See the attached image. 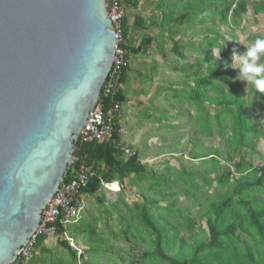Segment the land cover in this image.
I'll list each match as a JSON object with an SVG mask.
<instances>
[{
	"label": "trees",
	"instance_id": "obj_1",
	"mask_svg": "<svg viewBox=\"0 0 264 264\" xmlns=\"http://www.w3.org/2000/svg\"><path fill=\"white\" fill-rule=\"evenodd\" d=\"M155 3V10L160 12L161 18H153L150 23L157 26L161 35H168L173 41L172 49L178 57L174 60L175 63H179L186 56L182 51L180 38L177 39L176 36L185 35L187 30L206 24L203 30H196L203 34V38L202 41L199 40L200 43L194 47V50L200 52L202 57L188 66V69H196L192 72L178 68L179 72L186 74L179 83H183V87L186 88L182 90L186 92H198L189 96L188 99L193 100L197 106L196 120L201 125L200 130L211 134L210 121H217L218 132L226 138L228 145L225 150L208 147L201 154L191 149L192 159H201L199 168L193 162L191 170L183 166L178 171V178L187 186L186 193L189 194L188 196H193V199L201 206L200 215L206 218L207 228L200 231V237H195L192 241H187L184 237L178 238L179 232L175 225L172 226L175 231L173 235H170L171 227H168L170 225L168 220L164 218L161 221L160 216L150 214L148 209L151 207L148 208L146 204H143L140 216L149 233L153 235L150 241L153 249L145 252L144 256L147 259H154L153 264L161 262L165 264H264V196L258 195L260 192L264 193V165L255 166L252 161L245 160V152L242 149L243 146H247L251 151L254 150L253 140L256 136L258 139V131L250 120L247 111V104L250 101L247 102L241 85L232 84L227 80V70L223 66V61L215 62L216 57L213 54V49L222 47L219 42L223 39L220 25L228 26V28L238 26L242 15L247 13L249 4H252L255 13H264V0H157ZM138 6L139 0H127L125 6L124 37L128 41V48L134 54L143 52L153 41L152 37L146 36L139 46L133 45L132 34L135 30L147 29L145 19L141 15L136 14L134 22L130 24L127 9ZM230 15L233 17L232 24L229 22ZM216 18L219 19V25L215 24ZM184 23L186 28L183 27ZM257 38L263 37L254 36L255 40ZM160 51H163V48H160ZM130 65H125L121 69L120 86L115 94L107 99L108 104L115 100L120 101L122 105L126 102L125 84L129 81ZM204 65H206L205 71L202 72ZM191 81L195 82V87H190L188 90L187 87L190 86ZM182 90L180 89L181 92ZM209 92L215 95L211 96ZM205 100L213 106L215 113H211L207 108ZM227 120H231V133H227ZM115 139L120 140L117 137ZM195 142L198 143L196 140ZM81 153L92 171L89 185L82 190L83 196L98 197L99 192H102L100 188L103 182H117L120 192L128 183H133L135 178L152 181L151 187L157 188L155 192L158 190L164 192L166 185L170 182L168 176H158L148 169L137 150L134 155L128 157L116 148L112 140L87 143L82 146ZM222 160L226 163L222 164ZM208 164H212L211 171L218 167L223 169V172L215 177L219 189L206 200L203 199L202 194L193 189L200 190L202 187L198 183L199 179L203 181V187L209 188L213 185V180L208 175ZM200 165L205 166V169H201ZM72 177L73 171L69 170L65 181L71 180ZM145 199L156 210L180 212L175 198L170 205L166 206H160L158 199L149 197ZM98 200L103 203L105 198L102 195ZM122 202L126 203L124 200ZM125 205L131 210L127 203ZM188 221V225H185L186 229L192 232L193 220L190 218ZM59 227L60 245L71 256L70 264H77L78 258L84 256L82 254L78 256L77 250L67 239L62 238L64 226L59 224ZM95 234L96 231L93 228L89 235L92 238ZM46 239L45 236H39L36 247L45 249ZM176 239L180 240L178 247L174 245ZM172 249L175 250L173 255L170 254ZM92 251L99 250L92 248ZM78 264L91 263L83 260Z\"/></svg>",
	"mask_w": 264,
	"mask_h": 264
},
{
	"label": "water",
	"instance_id": "obj_2",
	"mask_svg": "<svg viewBox=\"0 0 264 264\" xmlns=\"http://www.w3.org/2000/svg\"><path fill=\"white\" fill-rule=\"evenodd\" d=\"M114 47L104 0H0V264L68 173Z\"/></svg>",
	"mask_w": 264,
	"mask_h": 264
},
{
	"label": "rangeland",
	"instance_id": "obj_3",
	"mask_svg": "<svg viewBox=\"0 0 264 264\" xmlns=\"http://www.w3.org/2000/svg\"><path fill=\"white\" fill-rule=\"evenodd\" d=\"M155 6V2L152 4L151 0H144L142 3L139 1L137 8L127 9L130 24L134 22L137 14L143 16L147 25V29L138 28L132 34L133 45L139 46L146 36L152 37L153 41L143 52L133 53L131 63L138 58L141 59L136 66L141 75L138 73L135 75V83L130 84V88H128V84H125V93H130L128 97L138 101L137 92H148L152 100L141 106L131 104L130 100H127L122 105V120L127 130L125 142L127 141L128 145H130L128 141L134 142L133 147L137 152L139 151L140 158L147 160L145 162L147 168L158 176H168L170 182L165 184L167 187L164 192L160 190L155 192L157 188L151 187L152 181L135 178L134 182L128 183L121 192L119 191V184L114 182L112 189L99 192L98 197L84 196V208L74 218L68 229L69 234L75 239L76 247L81 249V254L84 256L78 258L77 264L83 260H87L91 264H153L154 259H147L144 256L145 252L153 249L150 244L153 235L149 233L140 216L143 204H146L148 208L151 207L148 209L150 214L160 216L161 221L164 218L168 220L170 224L168 227H171L170 235H173L175 230L172 229V226L175 225L179 232L178 238L184 237L187 241H192L195 237H200V231L207 228L206 218H202L200 215L201 206L197 204L193 196H188L186 184L178 178V171L183 166H187L191 170L194 162L199 168L198 164L201 163V159H192L191 149L201 154L205 152V148L212 147L225 150L228 145L226 138H223L218 132L217 121H210L211 134L200 130L201 125L196 120L197 106L193 100L188 99L189 96L198 92H186L182 90L186 88L183 87V83H179L186 74L179 72L178 68L192 72L196 69H188V66L202 57L200 52L194 50V47L200 43L199 40L202 41L203 38V34L201 35V32L196 30H203L206 24L187 30L185 35L176 36L177 39L180 38V45L186 56L179 63H175L174 60L178 57L172 49L173 41L168 35H161L157 26L150 23L153 18H161V14L155 10ZM229 22L230 24L233 23L231 15ZM215 24H220L219 19H215ZM183 27L186 28L185 23ZM220 30L223 39L219 42L222 47L213 49V54L215 57L221 56L220 60H228L225 62L231 63L233 51L234 57L238 56L254 43V36L264 38V18H253L251 14L245 13L242 15V20L238 26L228 28V26L220 25ZM160 48H163V51H160ZM258 63H264V55L260 57ZM236 66L235 60H233V67ZM205 67L206 65L202 67V72L205 71ZM225 70H227V80L232 84H240L247 102L250 101L247 104V111L252 124L257 127L258 131V139L256 136L253 140L254 150L251 151L247 146L242 147L246 156L245 160L252 161L255 166H263L264 93L256 92L251 85L246 86V81L235 80L238 69L225 68ZM190 87H195L194 81H191L187 89L190 90ZM134 93H137L136 96H133ZM199 93L204 94V92ZM209 95L215 94L209 92ZM204 103L211 113L216 112L208 101L205 100ZM227 124V133H231V120H227ZM139 129L141 132L138 131ZM140 134L143 137H140ZM194 146L195 148H193ZM221 162L222 164L226 163L225 160ZM211 166L212 164H208L207 169L209 170V177L213 180V185L209 188L203 187V181L199 179L198 183L202 187L200 190L193 189L202 194L203 199L206 200L219 189L215 177L223 172V169L218 167L211 171ZM200 168L205 169V166L200 165ZM102 195L105 198L103 203L98 200ZM258 195L264 196V193L260 192ZM145 197L158 199L160 206L170 205L175 198L180 212H168L165 209L156 210L151 203L146 201ZM122 200L130 206L131 210L126 207V203L124 204ZM114 204L117 205L114 206ZM190 218L193 220L192 232L186 229ZM93 228L96 234L91 238L89 234ZM47 239L49 241H45L44 247L62 250L64 252L63 260H66L64 264H70L72 258L66 249L60 245L58 238ZM179 244L180 240L176 239L174 245L178 247ZM72 247L75 249L74 246ZM92 248L99 251H92ZM36 249L37 252L41 250L38 247ZM174 252L175 250L172 249L170 254L173 255Z\"/></svg>",
	"mask_w": 264,
	"mask_h": 264
},
{
	"label": "built area",
	"instance_id": "obj_4",
	"mask_svg": "<svg viewBox=\"0 0 264 264\" xmlns=\"http://www.w3.org/2000/svg\"><path fill=\"white\" fill-rule=\"evenodd\" d=\"M126 2L127 0H104L115 35L113 65L103 85V91H101L95 107L90 111L86 124L81 128L75 141L73 154L69 162V170L73 171V177L69 181H65L64 178L61 182L58 190L42 211L41 224L11 264H26L33 259L37 254L38 237L58 238L60 233L59 224L64 226L62 238L67 239L71 246L75 247L78 256L81 255L82 251L76 247L75 239L69 234L68 228L84 208L82 190L89 185L90 176L92 175V171L81 153L83 145L96 141L112 140L116 148L123 151L126 156L129 157L136 153L135 148L125 142L127 130L122 121V103L117 100L107 103V99L111 98L120 86L119 75L121 69L131 63L133 56L128 48V41L124 37ZM116 137L120 140L115 139ZM112 184L103 182L100 191L112 189Z\"/></svg>",
	"mask_w": 264,
	"mask_h": 264
},
{
	"label": "clouds",
	"instance_id": "obj_5",
	"mask_svg": "<svg viewBox=\"0 0 264 264\" xmlns=\"http://www.w3.org/2000/svg\"><path fill=\"white\" fill-rule=\"evenodd\" d=\"M264 55V38H257L254 43L249 45L242 54L234 57V51L231 56V63L223 61L224 68L238 69L235 80L246 81V86L251 85L255 91L264 93V63H258L260 57ZM221 56L215 58V62L220 60ZM235 60L236 67H233Z\"/></svg>",
	"mask_w": 264,
	"mask_h": 264
},
{
	"label": "crops",
	"instance_id": "obj_6",
	"mask_svg": "<svg viewBox=\"0 0 264 264\" xmlns=\"http://www.w3.org/2000/svg\"><path fill=\"white\" fill-rule=\"evenodd\" d=\"M140 3H142L143 1L142 0H139ZM157 0H151V3L153 4V2H156ZM247 15L248 14H251V16H253V18L255 17H263L264 18V13H255L254 10H253V7L251 5L250 7V4L248 6V11L246 13ZM204 25V24H203ZM201 26V25H199ZM141 61L140 58H138L137 60H135L134 62L130 63V67H129V81H128V88H130V84H133L135 83V75L138 73V75H141L140 71H139V68L137 66V64H139ZM135 87V86H133ZM136 89V87H135ZM138 93V96H137V100H133V99H130V97H128V94L125 93V96H126V101L130 100V103L131 104H136L138 106H141L143 104H147L145 102H150L152 99H150V96H149V93L148 92H137ZM137 93H134L133 96H136ZM144 99V101H143ZM143 101V102H141ZM122 116H123V113H122ZM138 131L141 132V130L139 129ZM140 137H143L142 134H140ZM127 142V141H126ZM128 143L133 146L135 145L134 142H131V141H128ZM139 153V151H138ZM141 160L143 162H146L145 159H142ZM49 240L46 239V242H48ZM67 251V250H66ZM63 251L62 250H53L52 248H49V247H46L45 249H41L39 252H37L36 256L28 261L26 264H64V261L63 260ZM68 253V251H67ZM69 254V253H68Z\"/></svg>",
	"mask_w": 264,
	"mask_h": 264
}]
</instances>
